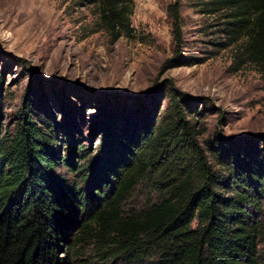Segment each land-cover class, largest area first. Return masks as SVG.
Instances as JSON below:
<instances>
[{
    "label": "trees",
    "instance_id": "trees-1",
    "mask_svg": "<svg viewBox=\"0 0 264 264\" xmlns=\"http://www.w3.org/2000/svg\"><path fill=\"white\" fill-rule=\"evenodd\" d=\"M182 1L167 8L174 52L160 74L187 64L180 55ZM81 2L94 7L111 44L131 35L133 0ZM207 5L208 13L229 12L225 32L230 39L246 33L241 55L264 67V0ZM169 93L171 110L157 127L129 134L117 127L119 120L129 122L125 112L101 123L97 168L104 178L87 190L57 173L73 171V157L58 153V127L36 113L29 89L16 128L0 135V264H90L84 255L91 246L95 264H263L264 227L248 207L261 210L264 151L240 152L236 141L217 136L206 141L216 149L215 168L187 118L191 100L173 88ZM61 129L67 134V126ZM140 186L160 200L150 197L145 208L127 211Z\"/></svg>",
    "mask_w": 264,
    "mask_h": 264
},
{
    "label": "rangeland",
    "instance_id": "rangeland-1",
    "mask_svg": "<svg viewBox=\"0 0 264 264\" xmlns=\"http://www.w3.org/2000/svg\"><path fill=\"white\" fill-rule=\"evenodd\" d=\"M133 1L131 35L111 44L94 7L81 0H0V135L16 128L31 88L36 113L58 127V153L73 157L74 170L61 167L57 173L92 190L104 178L97 168L101 123L125 112L129 122L119 120L117 127L129 134L157 127L171 110L173 88L191 100L187 118L215 168L216 149L206 141L217 136L236 141L240 152L264 151V67L241 55L246 33L230 39L225 32L229 12L208 13L209 0H183L180 55L187 64L160 74L174 52L167 13L174 0ZM227 181L224 191L232 196L233 180ZM150 197L152 203L160 200L140 186L126 210L145 208ZM248 212L264 227V199L261 210ZM92 249L84 260L95 264ZM259 250L264 264L263 239Z\"/></svg>",
    "mask_w": 264,
    "mask_h": 264
}]
</instances>
